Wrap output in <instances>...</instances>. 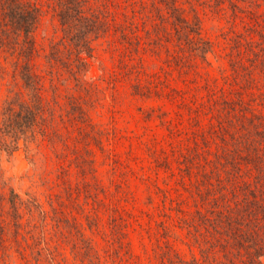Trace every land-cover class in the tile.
<instances>
[{"label": "trees", "instance_id": "1", "mask_svg": "<svg viewBox=\"0 0 264 264\" xmlns=\"http://www.w3.org/2000/svg\"><path fill=\"white\" fill-rule=\"evenodd\" d=\"M53 1L62 36L47 54V73L38 69L34 36L42 7L0 0V49L17 54L23 87L3 105L0 159L22 151L52 190L49 209L33 195L21 203L29 233L39 228V215L43 221L18 249L22 260L69 264L62 244L69 245L70 231L85 241L84 250L73 251L83 264H144L136 239L153 264H264V0ZM100 39L130 46L117 69L132 82L141 114L146 99L176 102L180 122L170 121L165 137L143 138L153 132L144 121L143 131L125 127L116 94L115 105L105 104V92L87 75ZM146 54L160 61L157 72L147 73ZM163 72L183 87L154 91ZM147 74L156 80L145 83ZM106 140L129 144L107 150ZM96 145L109 151L113 168L105 186L87 183ZM74 167L86 175L84 186L74 185ZM83 216L102 245L83 232Z\"/></svg>", "mask_w": 264, "mask_h": 264}, {"label": "rangeland", "instance_id": "2", "mask_svg": "<svg viewBox=\"0 0 264 264\" xmlns=\"http://www.w3.org/2000/svg\"><path fill=\"white\" fill-rule=\"evenodd\" d=\"M32 1L39 3L43 10L39 26L36 32L34 33V36L37 48L39 49V56L36 58L37 61L41 63V65L38 66V69L42 71L45 70L47 72L50 69L46 61L48 57L47 54L51 52L52 44L61 38L62 31L56 10L54 8V1ZM135 1L137 4H141V0ZM1 18L2 14L0 9V22ZM140 24L143 26L145 25L144 23ZM146 27L152 28V25L146 24ZM215 28L216 27L210 29L209 32H212V34L215 35L213 31ZM109 39L111 40L112 37L110 36ZM117 42L110 43L109 40L102 41V39L94 42V58H91L90 61L89 71H87L88 77L93 81H97L99 83V87H101L102 90L105 92V104L115 105V100H112L111 97L112 93L113 95L116 94L118 98V100H116L117 106L120 105L121 108L125 110V118L123 122L125 127L133 131H143V127L141 126V124H139L138 121H144L149 125V127L152 128L153 132L144 131L143 138L148 139L165 137L164 134L166 135L168 133L167 131L169 123H171L172 121L180 122L177 112L178 106L176 102L171 100L168 96L162 98L155 97L152 99H146L145 101H141V104L145 111L142 114L140 113V110L134 104L135 97L132 94L134 89V87L132 86V82L121 79L119 71L117 69L119 63L118 61L123 57V52L127 49L131 50V48L128 45H121L122 48L120 49V43L117 44ZM149 45L154 47L157 45V43H149ZM114 49L116 50L117 54L113 52ZM16 55V53L11 54L10 52L3 50L2 48L0 49V119L5 100L11 98L12 96L18 93L23 92L22 82L19 78L18 71L15 69L14 65ZM126 57L127 55L124 58ZM130 61L132 63L134 62L132 60ZM144 63L147 65V73L157 72V70L159 69L158 65L161 64L160 61L154 55L150 54H146L144 56ZM46 72L43 74H46ZM71 74L72 73L69 67V90L74 83L72 81ZM45 76V83L49 86L51 75L47 74ZM65 76H68L67 72ZM161 76L167 78H164V82L158 87L154 84H151L152 87L155 89L154 91L158 90L160 86L161 88L159 89V91H163V89L167 90L174 86H179L181 88L183 87L182 80L180 78L175 79L170 75H166L164 72L161 73ZM142 80L146 83L148 81L156 79L149 77V74H147L142 76ZM112 83L115 85V88H111L110 91L107 90L109 84ZM163 86H165V88H163ZM49 93H51V90L49 91ZM101 95L96 97H101ZM104 107H106V105ZM97 118L100 119L99 117ZM165 141H167V139H165ZM104 143L106 149L111 148L114 151H124L129 144L128 141H126L125 145H122L119 142L110 143L109 140H106ZM144 151L145 150L142 147L138 149V152L143 153ZM108 154L109 151L103 152V150L98 147V145H96L95 157L93 156L94 170L92 169L90 171L91 173H88L89 180H87V183L90 184L99 181V183L101 185L103 184L104 186L106 183L109 184V179L112 177L111 169L113 168L112 164H110L111 160L108 161ZM126 155L127 154L125 153L124 156ZM134 165H137V163H134ZM73 170L75 172L72 178L74 185L78 184L80 186H84V179L86 175L84 173H81L79 168L74 167ZM42 176L44 175L39 172L37 173L34 166L31 165L27 159H25L24 153L22 151L18 152L14 157L3 155L0 159V264L11 262L13 264H26V262L22 260V256L18 252V249L22 250L23 247H26L25 245L27 241H25V237L28 238V236H30L34 232L37 233L41 225L43 224V221L42 219H40L39 215V217L36 218L38 220L39 228H34L33 230H31V233H29L28 231L31 227L27 226L29 220L27 219L28 214L26 213L24 205H21V203L26 200L29 195H33L35 199L38 198V202H41L44 207L48 209L50 208L49 203H51V201L48 195L49 192H51L52 190L48 189L46 183L43 184ZM51 176L52 175H50L49 177ZM49 177L47 176L46 179L51 180ZM114 177H116V175H114ZM54 190H58V188H54ZM83 195L84 194H81V201H85L86 196L83 197ZM102 195L103 194L101 193V196ZM13 200L16 201V209L12 208L11 203ZM144 201H147V198H145ZM147 203L150 202L147 201ZM83 219L84 222H82L83 224H81L83 232H87V236L92 235L102 245L103 240L100 235L92 233L89 224L85 222L84 216ZM22 224H26V226L23 227ZM20 233L22 234V237L20 236ZM30 239V242L34 244L35 241L31 237ZM146 241H148L147 238ZM148 243L149 248H151L152 246L150 242ZM56 244L59 245V248H61V243L57 240L56 237H54L52 239V245H54L53 249L60 250L56 247ZM139 244L140 242L138 243L136 239L135 251H138L140 254H142L144 264H153L152 262H149L150 260L142 249L143 246ZM84 245L85 241L82 237H71V233L69 231V245L64 243L62 244V247H64L62 250L66 251V253L69 254V264H83L78 257H75L73 251L78 247L81 250H84ZM178 245L180 247L182 255L187 257L191 256V251L187 247V245L180 243H178ZM31 251L32 250L29 248L25 250L26 254L29 256L31 254ZM7 253L9 257L4 258L3 255H7ZM32 256L31 262H29L28 264H34V259L32 258ZM154 264L156 263L154 262Z\"/></svg>", "mask_w": 264, "mask_h": 264}]
</instances>
